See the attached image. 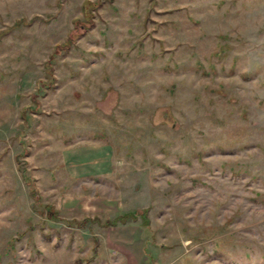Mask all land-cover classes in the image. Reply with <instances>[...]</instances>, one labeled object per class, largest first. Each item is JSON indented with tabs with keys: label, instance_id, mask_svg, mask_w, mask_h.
<instances>
[{
	"label": "rangeland",
	"instance_id": "374dc122",
	"mask_svg": "<svg viewBox=\"0 0 264 264\" xmlns=\"http://www.w3.org/2000/svg\"><path fill=\"white\" fill-rule=\"evenodd\" d=\"M142 245L264 264V0H0V264Z\"/></svg>",
	"mask_w": 264,
	"mask_h": 264
},
{
	"label": "trees",
	"instance_id": "16d2710c",
	"mask_svg": "<svg viewBox=\"0 0 264 264\" xmlns=\"http://www.w3.org/2000/svg\"><path fill=\"white\" fill-rule=\"evenodd\" d=\"M87 6L85 7V6H83L84 7V10H86V12H87V10H89V8L91 7V8H93V7H95L94 6V3L93 4H91V3H89V2H87V3H85ZM88 7V8H87ZM71 42L69 41V40H67V41H65V44H63V45H61L60 47L61 48H67L68 46H69V44H70ZM17 167H18V170L20 171V177H21V180L24 182V184H26L27 185V189H28V195L30 196V198L32 199V201L34 202L35 200H36V188H35V186H34V179L32 178V177H30V176H28V175H26L25 173H24V170H23V168L21 167V164H19V162H18V165H17ZM33 207V206H32ZM44 207H46V206H44ZM40 212V211H39ZM143 214H141L140 216H142ZM129 217V216H131V217H134L135 215L133 214V213H126V214H124V215H121V217L122 218H124V217ZM144 217V216H143ZM105 224H110V222L109 221H107V222H105ZM82 226V225H81ZM144 226H146V224L144 223ZM142 254L145 256V258L147 259V264H153L152 263V261H153V257H152V255L151 254H149V252H148V250H147V247L145 246V245H142Z\"/></svg>",
	"mask_w": 264,
	"mask_h": 264
}]
</instances>
